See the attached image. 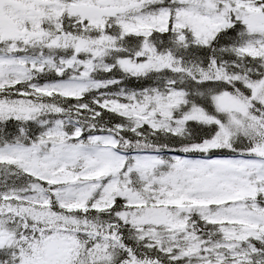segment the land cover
I'll return each mask as SVG.
<instances>
[{
	"label": "snow or ice",
	"instance_id": "obj_1",
	"mask_svg": "<svg viewBox=\"0 0 264 264\" xmlns=\"http://www.w3.org/2000/svg\"><path fill=\"white\" fill-rule=\"evenodd\" d=\"M0 264H264V0H0Z\"/></svg>",
	"mask_w": 264,
	"mask_h": 264
}]
</instances>
